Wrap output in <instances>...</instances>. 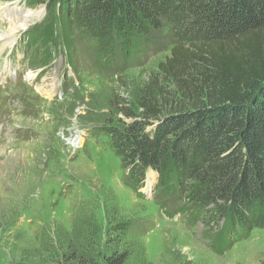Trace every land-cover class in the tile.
Returning <instances> with one entry per match:
<instances>
[{
    "label": "trees",
    "instance_id": "1",
    "mask_svg": "<svg viewBox=\"0 0 264 264\" xmlns=\"http://www.w3.org/2000/svg\"><path fill=\"white\" fill-rule=\"evenodd\" d=\"M30 2L48 11L24 36L26 49L39 44L46 54L58 27L70 61L79 35L94 42L100 61L112 56L118 41L123 62L130 64L146 54L152 33L165 23L175 42L171 56L135 90L136 112L114 113L125 119L105 134L136 191L151 170L155 189L180 196L192 222L222 220L212 244L264 229V0ZM36 58L33 53L28 69L52 57ZM106 220L103 245L86 228L65 234L57 242L62 262L150 264L133 259L124 240L131 226Z\"/></svg>",
    "mask_w": 264,
    "mask_h": 264
},
{
    "label": "rangeland",
    "instance_id": "2",
    "mask_svg": "<svg viewBox=\"0 0 264 264\" xmlns=\"http://www.w3.org/2000/svg\"><path fill=\"white\" fill-rule=\"evenodd\" d=\"M29 2L0 0V33L11 32L5 15L17 20L31 13L25 28L0 42V264H64L57 242L73 228L74 235L86 228L103 245L106 217L131 226L124 240L133 259L261 264L264 229L240 241L228 237L212 244L222 220L192 222L180 196L155 189L151 170L136 191L105 134L125 119L114 113L136 112L135 90L171 56L175 42L169 27L163 23L153 32L146 54L130 64L123 62L118 41L112 56L100 61L94 42L79 35L70 61L58 27L46 54L39 44L26 49L24 36H31L48 11L45 4ZM33 53L36 59L50 56L51 62L27 69ZM161 88L175 94L171 87ZM90 256L100 254L90 251Z\"/></svg>",
    "mask_w": 264,
    "mask_h": 264
},
{
    "label": "bare ground",
    "instance_id": "3",
    "mask_svg": "<svg viewBox=\"0 0 264 264\" xmlns=\"http://www.w3.org/2000/svg\"><path fill=\"white\" fill-rule=\"evenodd\" d=\"M6 16L9 17V15H5V17L3 18L4 23H8L9 24V28H10V34L9 35H5L4 33H0V42H2L4 39L12 37V35L14 36L15 34H17V30H22L23 28L26 27L27 23L30 21L31 18V13H27L26 15H20L17 20L16 17H11L6 19ZM8 41H5V43ZM51 85V84H50ZM49 85L42 84L41 89L45 92H49L48 89Z\"/></svg>",
    "mask_w": 264,
    "mask_h": 264
}]
</instances>
